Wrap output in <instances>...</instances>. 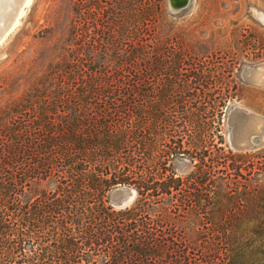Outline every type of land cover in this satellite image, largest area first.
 Listing matches in <instances>:
<instances>
[{"label":"trees","instance_id":"obj_1","mask_svg":"<svg viewBox=\"0 0 264 264\" xmlns=\"http://www.w3.org/2000/svg\"><path fill=\"white\" fill-rule=\"evenodd\" d=\"M51 2L42 46L0 73V264H264V186L230 196L235 158L212 157L201 136L194 153L181 139L159 149L152 123L172 122L170 95L220 75L168 47L165 0ZM156 71L168 77L153 104ZM230 99L199 114L213 104L221 122ZM141 116L153 120L139 135ZM184 157L196 162L181 175ZM117 186L135 191L124 208Z\"/></svg>","mask_w":264,"mask_h":264},{"label":"rangeland","instance_id":"obj_2","mask_svg":"<svg viewBox=\"0 0 264 264\" xmlns=\"http://www.w3.org/2000/svg\"><path fill=\"white\" fill-rule=\"evenodd\" d=\"M85 1L90 2L76 0L78 3ZM51 3V0H29L28 3L24 0H9L0 5V26L5 29L0 35V73L7 75L8 70L15 65L22 67L29 64L27 55L30 51L39 50L44 42L37 36L42 28L48 26L45 20ZM166 9L168 14L165 19L170 28L168 47L181 55L187 69L193 64L203 63L207 65L206 68L214 69L220 75L206 77V81L216 83L215 86L173 92L170 95L173 104L167 110L172 122L164 124L154 116L152 123L153 118L141 116L139 135L145 133V123H152L154 135L162 145L160 150L165 152V145L181 139L183 150L189 153L195 152V147L191 145L194 138L201 136L204 150L212 157L222 156L227 159V164L230 163L231 155L235 158L238 170H225L227 178L234 183L229 191L230 196H238L247 184L255 192L259 191L264 186V179H258L259 173L264 174V144L254 148H236L232 139L245 140L256 135L264 137V0H187L177 10H170L166 3ZM158 26L156 22L155 37L160 35ZM156 51L154 56H157ZM157 74L158 71L153 74V104L158 102L160 81ZM226 95H230L231 99L223 109L221 122L215 115L213 104H207L205 115L199 114L200 106L210 98H223ZM205 116L208 123L198 126L195 121ZM219 134L227 144L223 150H219L222 147L218 143ZM228 153L230 156H227ZM136 157L138 171L142 165L141 154L137 152ZM205 162L208 165L210 161L206 159ZM193 164H189V160L184 157L175 162V170L178 174L186 175L192 170ZM239 203L244 207L230 204L226 208L248 209L246 203Z\"/></svg>","mask_w":264,"mask_h":264},{"label":"water","instance_id":"obj_3","mask_svg":"<svg viewBox=\"0 0 264 264\" xmlns=\"http://www.w3.org/2000/svg\"><path fill=\"white\" fill-rule=\"evenodd\" d=\"M187 0H166L167 7L170 10H177L186 4ZM233 138V137H232ZM232 144L236 148H254L264 144V137L258 135L242 140L232 139ZM135 198V191L126 186H117L112 192V205L116 208H124L130 205Z\"/></svg>","mask_w":264,"mask_h":264},{"label":"bare ground","instance_id":"obj_4","mask_svg":"<svg viewBox=\"0 0 264 264\" xmlns=\"http://www.w3.org/2000/svg\"><path fill=\"white\" fill-rule=\"evenodd\" d=\"M7 1H9V0H7ZM7 1H6V0H0V5H2V3H5V2L7 3ZM20 1H23V0H20ZM24 2H25V3H28L29 0H24ZM9 4H10V3H9ZM4 5H5V4H4ZM4 5H3V6H4ZM4 7H6V6H4ZM11 7H12V6H11ZM13 7H14V6H13ZM21 7H22V6H21ZM19 9H20V8H19ZM1 10H2V7H1ZM4 10H5V9H4ZM4 10H3V11H4ZM17 11H18V10H17ZM0 12H1V11H0ZM2 13H3V12H2ZM17 13H18V12H17ZM9 15H10V14H9ZM17 15H18V14H17ZM11 16H12V15H11ZM1 17H2V16H1ZM1 20H2V19H1ZM16 20H17V19H16ZM16 20H15V21H16ZM14 23H15V22H14ZM14 23H13V24H14ZM13 24H11V25L13 26ZM11 25H10V26H11ZM10 26H9V27H10ZM4 31H5V29H3L2 26H0V35H1L2 33H4ZM5 33H6V32H5ZM2 35H3V34H2ZM4 35H5V34H4ZM0 41H1V37H0ZM234 112H235V111H234ZM236 113H237V112H236ZM233 116H234V115H233ZM235 117L237 118L236 114H235ZM235 117H234V118H235ZM234 127H235V126H234ZM243 134H244V133H243ZM242 138H243V135H242Z\"/></svg>","mask_w":264,"mask_h":264},{"label":"flooded vegetation","instance_id":"obj_5","mask_svg":"<svg viewBox=\"0 0 264 264\" xmlns=\"http://www.w3.org/2000/svg\"><path fill=\"white\" fill-rule=\"evenodd\" d=\"M158 77H159V81H161L162 80V78H167L168 77V75H164V77H163V75H158ZM161 79V80H160Z\"/></svg>","mask_w":264,"mask_h":264}]
</instances>
